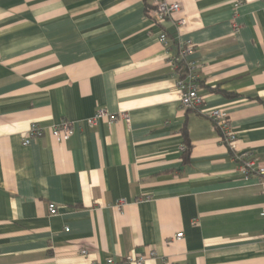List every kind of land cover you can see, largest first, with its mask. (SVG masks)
Here are the masks:
<instances>
[{
	"label": "crops",
	"instance_id": "crops-1",
	"mask_svg": "<svg viewBox=\"0 0 264 264\" xmlns=\"http://www.w3.org/2000/svg\"><path fill=\"white\" fill-rule=\"evenodd\" d=\"M154 1L0 0V264H264L262 185L203 114L264 166V0H164L179 27ZM187 40L199 111L167 63ZM98 108L130 121L84 125ZM62 119L80 125L67 140Z\"/></svg>",
	"mask_w": 264,
	"mask_h": 264
},
{
	"label": "built area",
	"instance_id": "built-area-1",
	"mask_svg": "<svg viewBox=\"0 0 264 264\" xmlns=\"http://www.w3.org/2000/svg\"><path fill=\"white\" fill-rule=\"evenodd\" d=\"M238 0L236 4L242 2ZM181 5L179 2H166L164 0H155L151 7V18L155 23H161L164 20L173 18L175 14L179 16L175 20L177 27L183 26L186 23V19L181 14ZM236 30V29H235ZM159 43L166 45L167 34L165 31L160 32L158 35ZM193 50V44L187 40L180 44L178 51L175 55L169 56L167 63L171 66L176 73L175 87L178 93V100L180 106L184 109L198 110L202 106L203 98L199 94L198 85V73L194 64V61L186 60L185 57ZM212 122L217 131L218 140L224 144L231 151V158L235 162V168L243 176L255 175L258 177L262 190L264 191V166L259 165L255 159L251 156L250 152L245 149H238L235 146L236 133L232 129L227 114L219 109L214 108L208 112L203 113ZM104 120L107 124H111L118 120H122L125 123H129L130 119L126 112L120 111L117 113H110L104 108H98L94 113L83 120V124L92 127L99 121ZM80 126L74 121L62 119L53 127V132L63 140H67L70 134L73 132L74 127ZM43 133V129L35 122H32L27 130V138L24 140V144L29 143V137H38ZM180 150H184V146L181 145ZM126 204L124 198L116 200L114 207L122 212L123 206ZM48 211L50 214L56 213V206L54 203L48 204ZM261 214L264 216V206L262 207ZM183 233L178 232L175 234L174 239L179 240L182 238ZM264 239V231L262 234ZM81 254H86V250L82 249ZM154 253L151 252L150 255ZM144 257L142 256H126L122 260V264H143ZM108 264L112 263L109 258L106 260Z\"/></svg>",
	"mask_w": 264,
	"mask_h": 264
},
{
	"label": "trees",
	"instance_id": "trees-1",
	"mask_svg": "<svg viewBox=\"0 0 264 264\" xmlns=\"http://www.w3.org/2000/svg\"><path fill=\"white\" fill-rule=\"evenodd\" d=\"M183 146H184V150H183V153H184V154H183V155L185 156L186 153H187V151H188V146H187L186 143H184Z\"/></svg>",
	"mask_w": 264,
	"mask_h": 264
}]
</instances>
